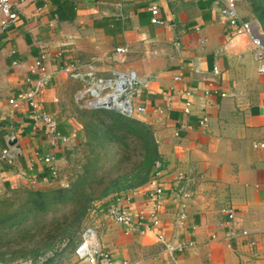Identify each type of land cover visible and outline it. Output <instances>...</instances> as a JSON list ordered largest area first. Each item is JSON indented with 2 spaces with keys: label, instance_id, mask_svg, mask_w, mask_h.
<instances>
[{
  "label": "crops",
  "instance_id": "crops-1",
  "mask_svg": "<svg viewBox=\"0 0 264 264\" xmlns=\"http://www.w3.org/2000/svg\"><path fill=\"white\" fill-rule=\"evenodd\" d=\"M236 2L250 35L229 31L222 0H26L13 7L17 19L0 29V149L13 147L17 157L0 162V197L30 186L29 175H48L45 155L63 169L66 147L79 133L63 93L82 84L67 66L92 67L98 75L133 69L147 84L138 100L146 109L134 118L152 127L162 162V231L169 242L194 245L170 253L154 232L126 234L103 213L97 219L100 249L128 264H264V148L252 146L264 142V75L257 72L251 40L258 38L264 49V32L247 1ZM151 5L158 6L159 23L150 22ZM35 59L45 67L38 103L66 143L53 140L25 103H8L36 80ZM209 88L217 92L206 94ZM184 90L192 93L189 115L182 111ZM203 116L207 122L200 126ZM150 187L113 194L105 204L121 194L134 211H148ZM180 212L186 214L182 225L176 224Z\"/></svg>",
  "mask_w": 264,
  "mask_h": 264
},
{
  "label": "built area",
  "instance_id": "built-area-1",
  "mask_svg": "<svg viewBox=\"0 0 264 264\" xmlns=\"http://www.w3.org/2000/svg\"><path fill=\"white\" fill-rule=\"evenodd\" d=\"M26 0H0V29L7 28L17 19V12L14 10L20 2ZM31 2L46 1V0H29ZM237 0H222L220 14L225 19L229 31L236 35H250V23L244 20L237 8ZM150 22L159 23V9L157 5L150 6ZM254 45V60L256 63L257 72L264 75V49L260 45L258 38H251ZM116 51L125 52V48H117ZM67 73L73 78H79L81 88L76 90L74 99L81 106L91 108H106L112 109L120 115L128 118L134 117L136 113L144 112L145 105L138 102L141 91L147 87V84L141 82L133 69L111 70L109 74L98 75L96 70L88 67L84 71H80L79 67L74 65L65 68ZM215 71L216 68L214 69ZM31 71L37 74L36 80L31 84L10 96L8 103L13 107H18L20 103H25L29 108V114L35 121L43 123L51 134L53 140H60L66 143L69 139L67 136L61 135L56 131V121L48 112L45 111L38 103V97L43 93L44 88V71L45 67L40 59H35L31 66ZM179 76L175 80H179ZM216 89L209 88L205 90L206 94L216 93ZM223 96L224 94L221 93ZM183 105L182 111L185 115H189L192 110L193 101L190 90L182 91ZM207 116H203L198 120L200 126H205ZM254 148H264V142L253 141ZM17 157V151L13 147H4L0 149V162L12 164ZM43 164L48 169V175L39 176L37 174L29 175L28 184L35 186L37 183H47L55 181L59 177V167L57 161L52 155H45L42 159ZM162 162L159 159L155 160L153 166V174L149 180L151 187L146 191V199L150 204L148 211H134L131 206L126 203L129 198L118 194L114 200L110 202L105 209V215L114 222L123 226V231L126 234L154 232L157 239L164 244L165 249L170 253H180L185 249L193 247L192 241H177L175 243L166 240L161 228V221L157 213V204L160 197L163 195V186L158 181ZM181 175L175 178L178 182ZM177 184L173 186V190ZM228 220L234 218L232 211L227 212ZM92 217V216H91ZM186 219L185 212H180L176 219V224L182 225ZM100 224L96 219H92L85 225L82 230L80 240L76 244L73 254L77 260H87L95 264L98 260H103L107 264H128L126 259L114 258L109 252L103 251L98 245V229ZM243 235L247 231H242ZM69 239L62 238L49 251L37 256L36 258H27L24 260L13 261L10 264H44L50 258L60 253L68 245ZM254 244V242H251Z\"/></svg>",
  "mask_w": 264,
  "mask_h": 264
},
{
  "label": "rangeland",
  "instance_id": "rangeland-1",
  "mask_svg": "<svg viewBox=\"0 0 264 264\" xmlns=\"http://www.w3.org/2000/svg\"><path fill=\"white\" fill-rule=\"evenodd\" d=\"M79 86V84H75L67 87L63 93L66 111L77 120L79 133L72 137L66 147L63 169H59V177L51 184L39 187L36 185L22 186L5 195L9 196L15 204H19L25 199L27 190L69 187L79 175L85 173L84 169L93 161L94 157L98 158L96 161L97 169L94 171L95 177H104L106 180L109 177L123 174L125 170L132 168L139 160V147L132 137L125 139L128 144L126 155L122 154L121 145L114 142L107 144L110 149L109 152L104 153V148L100 145L102 139H94L91 134L93 127L90 126L91 118L87 107L81 106L73 99V95ZM97 134L99 137L102 135L101 132ZM99 190L100 186H95L93 190L86 189L85 193L89 194L91 200L89 203L84 201L87 205L85 211L82 210V205L78 200L63 204L58 203L52 205L46 212L31 218L23 230H10L11 232L7 236L1 235L0 264L36 258L52 249L62 238L69 239L68 245L44 264H75L77 260L73 250L80 240L83 228L90 220H97L105 212L107 208L105 202L108 198L110 199L109 196L113 195L96 199Z\"/></svg>",
  "mask_w": 264,
  "mask_h": 264
},
{
  "label": "trees",
  "instance_id": "trees-1",
  "mask_svg": "<svg viewBox=\"0 0 264 264\" xmlns=\"http://www.w3.org/2000/svg\"><path fill=\"white\" fill-rule=\"evenodd\" d=\"M250 9L261 25L264 32V0H247ZM91 118V134L94 139H102L100 143L103 151L109 152L107 144L114 142L121 145L122 154L126 155L128 144L125 139L132 137L139 147V160L132 167L116 177L96 178L94 171L97 169V157L93 158L84 174L79 175L67 188L27 190L25 199L15 204L9 196L0 197V237L7 236L11 231L23 230L26 223L36 215L46 212L52 205L77 201L81 203L82 210H86L85 202L91 200L86 189L93 190L100 186L95 197L101 199L111 194L124 192L147 183L152 174L155 160L159 159L158 146L155 141L152 127L136 118H128L120 115L112 109L87 108ZM86 125V124H84ZM101 132V136H98ZM106 143V144H104ZM15 196V195H14ZM93 199V198H92ZM85 201V202H84Z\"/></svg>",
  "mask_w": 264,
  "mask_h": 264
},
{
  "label": "water",
  "instance_id": "water-1",
  "mask_svg": "<svg viewBox=\"0 0 264 264\" xmlns=\"http://www.w3.org/2000/svg\"><path fill=\"white\" fill-rule=\"evenodd\" d=\"M13 143H15V140H12V141H11V144H13Z\"/></svg>",
  "mask_w": 264,
  "mask_h": 264
}]
</instances>
